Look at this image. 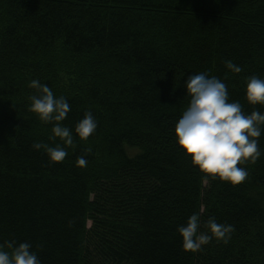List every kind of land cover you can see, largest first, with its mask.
Masks as SVG:
<instances>
[{
    "label": "trees",
    "instance_id": "1",
    "mask_svg": "<svg viewBox=\"0 0 264 264\" xmlns=\"http://www.w3.org/2000/svg\"><path fill=\"white\" fill-rule=\"evenodd\" d=\"M198 72L253 111L264 0H0V243L28 241L42 264H264V157L238 165L249 175L233 186L205 181L176 143L184 81ZM34 78L70 103L63 162L32 147L63 146L28 111ZM85 110L98 128L81 141ZM193 213L234 225L228 243L183 251L176 229Z\"/></svg>",
    "mask_w": 264,
    "mask_h": 264
},
{
    "label": "clouds",
    "instance_id": "2",
    "mask_svg": "<svg viewBox=\"0 0 264 264\" xmlns=\"http://www.w3.org/2000/svg\"><path fill=\"white\" fill-rule=\"evenodd\" d=\"M224 64L233 74L242 71V67L231 59L225 60ZM246 81L245 99L253 106L251 113H246L238 100L229 99L226 83L217 76L198 72L188 75L184 81L189 103L175 123V139L191 164L204 174L205 181L210 177L233 186L240 185L248 178L249 171L238 165L255 164L264 157V149L259 147V138L264 135V112L255 107H264V78L253 74ZM28 87L34 90L29 96L28 111L44 124L52 125L50 139L59 138L63 142V146L57 143L54 147L35 142L32 147L43 149L50 162H63L68 155L67 149L75 143L73 130L63 124L71 111L70 103L64 95H55L51 87L39 79H31ZM97 128L98 121L92 111L85 110L74 132L81 141H87ZM75 164L85 168L88 160L81 155ZM201 228L206 231H201ZM176 231L182 238V250L197 253L213 239L218 243H228L235 227L217 222L214 216L202 221L199 214L193 213L185 224L177 226ZM39 247L37 245V249ZM0 264L42 262L30 242L9 240L0 243Z\"/></svg>",
    "mask_w": 264,
    "mask_h": 264
}]
</instances>
